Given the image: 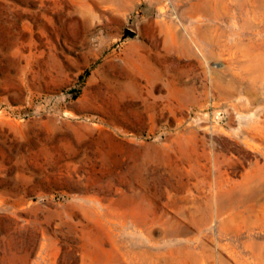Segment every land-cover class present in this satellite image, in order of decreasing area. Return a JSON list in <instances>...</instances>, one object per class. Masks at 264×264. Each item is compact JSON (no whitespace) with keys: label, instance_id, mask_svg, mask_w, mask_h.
<instances>
[{"label":"rangeland","instance_id":"obj_1","mask_svg":"<svg viewBox=\"0 0 264 264\" xmlns=\"http://www.w3.org/2000/svg\"><path fill=\"white\" fill-rule=\"evenodd\" d=\"M0 264H264V0H0Z\"/></svg>","mask_w":264,"mask_h":264},{"label":"bare ground","instance_id":"obj_2","mask_svg":"<svg viewBox=\"0 0 264 264\" xmlns=\"http://www.w3.org/2000/svg\"><path fill=\"white\" fill-rule=\"evenodd\" d=\"M125 75H126L125 78L123 77V78L125 79V81H123V82H122V81H119V83H121V85L123 86V88H124V87L128 88L130 85H133L134 83L132 82L133 80H132V77H131V73H130V72H127V71H126V74H125ZM119 77H121V76H119ZM121 79H122V78H121ZM229 198H230V197H229ZM216 204H217V203H216ZM226 204H227V203H225L224 206H226ZM225 212H226V211H225ZM225 212H224V213H225ZM225 214H226V213H225Z\"/></svg>","mask_w":264,"mask_h":264}]
</instances>
